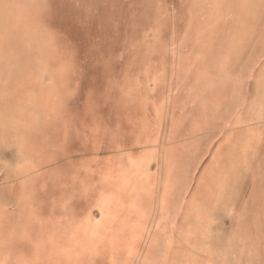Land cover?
Wrapping results in <instances>:
<instances>
[{
	"label": "rangeland",
	"instance_id": "1",
	"mask_svg": "<svg viewBox=\"0 0 264 264\" xmlns=\"http://www.w3.org/2000/svg\"><path fill=\"white\" fill-rule=\"evenodd\" d=\"M221 109L264 121V0H0V264L198 263L237 175L150 148Z\"/></svg>",
	"mask_w": 264,
	"mask_h": 264
},
{
	"label": "crops",
	"instance_id": "2",
	"mask_svg": "<svg viewBox=\"0 0 264 264\" xmlns=\"http://www.w3.org/2000/svg\"><path fill=\"white\" fill-rule=\"evenodd\" d=\"M221 110L223 113L216 115L210 124L192 126L178 137L168 136L161 148L152 146L150 154H198L199 160L206 158L204 168L212 175H222L220 179L237 175L234 190L221 183L207 189L216 191L221 202L205 205L198 220L200 230L186 239V248L200 255L196 264H264V121L239 129L234 124V115ZM13 127L16 131L1 141L2 147L9 149L8 154L24 158L19 154H31L29 146H25V123L17 120ZM228 208L234 213V235L220 230ZM164 235L167 238L165 232L159 233L157 240Z\"/></svg>",
	"mask_w": 264,
	"mask_h": 264
}]
</instances>
